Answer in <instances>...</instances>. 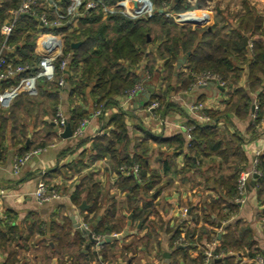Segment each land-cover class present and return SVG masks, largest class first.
Here are the masks:
<instances>
[{
    "label": "crops",
    "instance_id": "1",
    "mask_svg": "<svg viewBox=\"0 0 264 264\" xmlns=\"http://www.w3.org/2000/svg\"><path fill=\"white\" fill-rule=\"evenodd\" d=\"M10 2L11 0H0V10L4 6L8 7L6 4ZM61 2L63 6V0H48V6L53 7L57 13L56 4ZM185 2L193 8L197 4V0H185ZM244 2L253 9L257 17L262 19L264 27V0H204L202 7L193 11L201 12L206 17V24L202 28H208L216 23L222 28V36L230 38L239 20L246 13ZM170 12L179 14L172 10ZM62 25L58 26L62 27ZM72 25L74 28L77 27V23ZM1 27L0 36L3 42ZM43 29L47 28L39 22L33 42V53L38 57L41 56V51L37 48V42L45 34ZM52 35L59 38L63 51L64 33L57 32ZM244 39L245 45L250 49L252 37ZM23 42L24 40L20 38L11 46H22ZM73 44L76 43L71 44L73 50L80 46L79 43L78 47L73 48ZM11 46L8 52H12ZM72 54V52L67 53L68 60ZM159 65L160 62L156 67L159 68ZM178 84L176 82L173 86L177 87ZM246 84L247 78L242 76L237 87L249 91ZM2 85L0 84V90L5 89ZM159 86L157 77L145 81L142 90L128 103L124 95L115 96L114 105L101 110L98 117L91 116L95 105L90 96L91 89L87 87L84 90V99L72 102V105L76 104L86 112L89 120L81 137L72 136L62 139L59 136L61 132L57 119L41 111L38 112L35 108L32 112L26 109V112L19 114L18 118L24 125L26 133L24 136L26 146L34 149L33 146L39 140L47 142L48 146L35 155L37 160H29L15 175L12 171V161L16 151L21 147H13L9 141L6 142L7 149L0 160V234L9 232L14 240L2 243L0 239V264H248L250 249H260L264 253V203L257 201L254 187H250L249 183L246 202L241 205L236 204V212L228 220L220 219L218 212L213 214L210 203L219 200L221 196L220 188L215 186V181H219L220 178L226 180L230 175V168L215 155L200 156L195 161L194 167L188 168L184 158L185 148L176 154L172 144V141L181 136L185 141V147L188 145L189 139L184 130L187 121L205 122L202 117L206 118V116L198 112L199 110L225 109L224 102L227 100L225 90L209 85L188 89L182 94L172 96L171 101L175 109L156 117L152 112L147 111L145 106H140V103L144 100V94H153ZM69 90L68 85L64 83L62 90L56 96L57 109L65 120L68 119L72 107ZM258 93L259 90L250 92L252 105L256 102ZM36 95L37 89L35 95L19 94L8 109L20 98H32ZM40 104L49 105L51 102L48 99ZM194 105H200L201 108L192 112L190 107ZM0 111L5 112L7 109L0 107ZM120 112L124 113L128 138L124 141V145H127L129 157L140 155V143L143 142L147 177L155 175L157 180L147 195L139 193L136 196V208L139 210L146 204L151 205L146 211V222L141 219L133 221L132 216L135 211L130 206L132 195L129 196L127 188H120V176L111 169L112 162L109 161L108 156L94 159L93 141L109 136V132L113 130L110 120ZM31 119L38 121L33 124L34 128L30 126ZM228 119L229 123L221 121L217 124L218 130L220 133L237 135L240 138V152L246 162L243 171H246L255 158L264 157V119L258 128L252 126L248 115H237L233 111L229 113ZM47 123L50 124L49 130L45 126ZM5 127L3 134L6 140H9L14 133L11 121H7ZM55 129H58V132L55 133ZM81 141L84 142L79 145ZM68 149L71 151L66 153ZM79 161L82 167L73 175L68 173L69 166ZM239 174L236 173L234 177L238 179ZM39 180L45 181L50 189L58 192L59 197L39 205L34 198L36 183ZM92 186L95 188L94 193H91ZM78 192L81 193L77 199L72 198ZM94 206L98 207L97 212ZM106 211L113 213L115 219H121L120 232L111 236L120 235L128 222H130L129 234L101 246H98L97 242L93 243L92 246H88L85 254L83 251L86 244H84L81 251L83 258H81L77 251L79 242L84 237L73 228L71 217H77L78 222L85 224L92 232V228L98 225ZM222 213H226L224 209ZM129 216L130 220H128ZM204 216L210 217V223ZM236 224L252 233L254 243H246L238 250L230 249L225 254L219 253L218 255H221L219 259L205 262V253L208 250L212 252L216 249L220 250L222 244L220 240L225 235L226 229ZM190 230H194L195 233L189 237L185 246L174 245V237L177 233H181L180 235L184 237ZM150 231L153 233L147 238ZM59 234L64 236L60 238ZM100 239L102 241L104 238L100 237ZM63 246L67 250V255H62L60 249Z\"/></svg>",
    "mask_w": 264,
    "mask_h": 264
},
{
    "label": "trees",
    "instance_id": "2",
    "mask_svg": "<svg viewBox=\"0 0 264 264\" xmlns=\"http://www.w3.org/2000/svg\"><path fill=\"white\" fill-rule=\"evenodd\" d=\"M22 0H11L8 7L4 6L0 10V27L8 23L13 15L11 12L18 9ZM106 6H113L120 0H99ZM204 0H197L196 6L190 7L185 0H151L156 9L163 5L175 13H183L193 9L201 8ZM56 4V11L63 15L70 3V0H63ZM245 15L239 20L232 36L226 38L222 36V28L215 23L208 28H192L190 26H178L171 19L165 18L164 15L156 13L152 19L132 21L116 13L104 17L102 10H83V15L77 20V27H73L70 18H65L61 24L57 25L56 12L53 7L48 6V0H41L33 6L29 13L19 15L16 19L14 28L7 40L8 46H13L16 40H24L22 46L12 47V52H7L8 61L14 66H27L28 71L22 73V76H31L36 72V66L40 57L33 53V42L36 38V27L44 19L46 28L43 33L57 34L62 32L65 35V45L62 51V57L55 61V77L51 81L39 79L36 81L37 95L32 98H20L7 111H0V160L6 151V142L9 141L13 147L20 146L16 151L15 157H22L27 153L37 150H43L48 146L47 142L39 140L33 146L34 149L26 146V137L24 125L19 120V114L22 112L37 111L48 114L56 118L57 94L63 87L58 86V79L61 73L58 71L60 61L66 59L68 66L64 71V83L68 85L70 105L77 99H84V90L89 87L90 96L93 98V110H104L114 105L113 98L117 95H125L134 88L135 85L142 81V77L159 78L160 86L150 94L145 109L153 103H159L153 110V114L163 116L176 107L171 101L172 96L182 94V92L194 88L198 74L208 73L216 76L223 83L222 89L227 94V100L224 102L225 109L222 111L216 109L199 110L204 113L207 120L199 123L194 120H188L187 128H190V139L185 147L184 139L179 136L172 141L176 154L185 148V161L188 168H193L195 161L200 156L210 157L218 156L224 164L230 168V175L227 179L220 178L215 181V186L220 188L221 196L217 201H211L210 209L218 212L220 219L228 220L236 212V204L233 203L237 193L236 173H241L245 166V159L240 152L241 140L237 135L220 133L217 124L221 121L228 122V115L233 111L237 115H248L251 119L252 101L250 92L259 90L256 98L258 112L252 126L261 125L264 114V27L262 19L254 14L247 4H245ZM48 29L50 31H48ZM252 37L251 46L245 45V39ZM2 38L0 36V45ZM72 43H80L76 49L71 48ZM155 48V49H153ZM73 54L68 58L67 53ZM183 60V63L180 61ZM160 62V67L156 64ZM140 65V71H139ZM180 65L179 67H177ZM246 69V70H245ZM72 74L71 76H68ZM245 76L247 78V89H239L237 83L239 79ZM21 75L13 78L8 82L1 84L2 88H8L11 84H16ZM175 81V82H174ZM178 82V86H173ZM175 87V88H173ZM50 100L51 104L41 105L40 102ZM74 104V103H73ZM39 115V114H38ZM87 119L86 112L78 105H72L69 111V117L66 122L74 131L79 124ZM7 121L12 122L14 130L13 136L6 140L3 131ZM38 122V121H36ZM113 126L112 132L108 137L95 139L92 143V150L95 152L94 159L106 158L112 162L111 169L120 176L119 186L121 189L127 188L130 195V206L134 208L133 221L142 220L146 222L147 212L150 204L144 205L140 210L137 207L136 196L139 193L147 195L149 190L157 183L155 175L147 177V167L145 164L144 143H140V155L135 154L129 157L127 153V130L124 124V113H119L110 120ZM46 129H50V124H45ZM59 128V127H58ZM18 129V130H17ZM152 136V135H151ZM41 137V136H40ZM38 139H40L38 137ZM37 139V140H38ZM155 139V138H154ZM84 141L78 143L82 145ZM31 145V144H30ZM124 145V146H123ZM71 150H67L66 153ZM92 151V152H93ZM64 153V152H63ZM61 155H63L61 153ZM139 167V177L133 178L132 175L125 176L119 173L122 166ZM82 167L81 161L75 165L69 166L68 173L72 175L78 168ZM167 164L165 163V170ZM257 170L261 174L254 183V190L257 201L264 203V157L258 158ZM66 176V173L63 172ZM45 182V181H44ZM90 188V185H89ZM97 190V189H96ZM95 188L92 186L91 193ZM78 192L72 198L77 199ZM90 193V195H91ZM95 195V194H93ZM222 204V205H221ZM96 205V204H95ZM222 206V207H221ZM95 211L98 207L94 206ZM226 213H222V210ZM223 215H222V214ZM96 216V214H95ZM205 220L211 221L209 216H204ZM121 219L114 218L113 213L106 211L101 217L100 222L92 233L97 237L105 238L112 234L120 232ZM90 222L87 224L89 225ZM152 229H155L152 227ZM153 231L148 232V237ZM189 234L182 237L179 233L174 237V241L182 238L186 243L189 237L194 235L195 231L190 230ZM11 234V233H10ZM8 233L0 234L2 243L13 241V237ZM247 229L242 228L239 224L226 229L225 235L220 240V250L216 249L213 253L225 254L228 250H238L247 243H254ZM64 234H59L63 237ZM79 242L78 255L83 258L81 253L85 242L84 238ZM0 241V243H1ZM90 243L89 246H92ZM248 246V245H247ZM62 255H67V250L63 246ZM256 255L264 256L260 249H250L248 259H253Z\"/></svg>",
    "mask_w": 264,
    "mask_h": 264
},
{
    "label": "built area",
    "instance_id": "3",
    "mask_svg": "<svg viewBox=\"0 0 264 264\" xmlns=\"http://www.w3.org/2000/svg\"><path fill=\"white\" fill-rule=\"evenodd\" d=\"M41 0H22L18 9L12 12L13 18L5 25L1 27V33L3 36V42L0 46V84L3 82H8L13 78L21 75L18 82L16 84H11L8 88L4 90H0V107L4 110L8 109L13 100L21 93H26L29 95L36 94V81L39 79H45L47 81H51L55 77L56 69H55V61L62 57V45L60 43L59 38L55 35L45 33L43 37L37 42V48L41 51L40 61L36 66V72L31 76H22V73L29 70L27 66H14L7 59V52L10 47L7 45V40L14 28L16 19L19 15H24L30 12L31 8L35 6ZM101 9L103 16H109L112 14H120L123 17L128 18L132 21L139 20H148L152 19L156 13L164 15L165 18L171 19L178 26H190L193 28H202L206 24V17L203 13L198 11H187L181 14H173L169 11L168 7L163 5L159 10L155 9L151 3V0H120L113 6H106L102 4L99 0H70L69 5L65 10V14L61 15L58 12L56 13L57 17V25L61 24V22L65 18H70L73 24L77 23V20L82 17L83 10H94ZM193 22L192 24H187V22ZM42 25L46 26V22L44 19H41L40 22ZM68 66V61L66 59H62L59 64L58 71L61 73L58 79V86L63 87L64 85V71ZM214 81L216 86L222 87V83L219 84L218 78L212 76L208 73H203L196 81L197 87H205L209 84V82ZM142 90V85L137 84L133 89L128 91L124 98L127 103L130 99L134 98L135 95ZM158 107L157 102L151 103L147 107V111H153ZM201 108L200 105H194L190 107V110L193 112L199 110ZM258 112V105L256 102L252 105L251 111V122L256 119V115ZM101 114L100 110L94 111L91 115L92 117H98ZM57 125L59 127L60 132L64 129L66 120L63 115L58 111L56 114ZM202 120L206 121L207 118L202 117ZM89 120L84 119L79 126L72 131V136L81 137L84 131V128L88 124ZM186 136L190 139V128L184 127ZM42 150H37L32 153H27L22 157H14L12 161V171L15 175H17L21 168L26 165V163L31 159L32 156L39 154ZM258 158H255L250 168L246 171H242L237 179V193L236 197L233 200V203L241 205L246 202L248 195V184L252 181V176L254 174L257 177H260V173L257 170ZM119 173L125 176L132 175L133 177H139V167L137 165H133L131 167L122 166L119 168ZM59 197L58 192L53 191L50 187L42 180H39L36 183L34 198L35 201L41 205L51 200L57 199ZM184 212H186L184 210ZM82 229L87 232L91 238H93L96 242H99L100 237L95 236L90 229L85 225L81 224ZM174 245H183L185 246V242L181 239H178L174 242ZM221 255L214 254L211 250H208L205 253V262L209 260L219 259ZM248 264H264V256L256 255L253 259H249Z\"/></svg>",
    "mask_w": 264,
    "mask_h": 264
},
{
    "label": "water",
    "instance_id": "4",
    "mask_svg": "<svg viewBox=\"0 0 264 264\" xmlns=\"http://www.w3.org/2000/svg\"><path fill=\"white\" fill-rule=\"evenodd\" d=\"M192 23L193 22H190V21L187 22V24H192ZM78 46H79V43H76V44H73L72 45L73 48H76ZM183 62H184L183 60L180 61V63H183ZM178 66H180V65H178ZM208 85L210 87H213V86H216V83L214 81H211V82H209ZM149 99H150V93L144 94V100H143L142 103H140V106H143V107L146 106V104L149 101ZM251 111H252V109H251ZM56 132H58V129H55V133ZM59 136L62 139H68V138H71L72 137V130L70 128V125L67 122L65 123V126H64V129L62 130V132L59 133ZM30 160L35 161V160H37V157L36 156H33V157H31ZM256 179H257V175L254 174L252 176V181L250 182V185H249L250 187H254V183H255V180ZM130 219H131V217L129 216L128 217V220H130ZM71 222H72L73 228L77 232H79L80 234H82L83 237L87 240L86 245H85V248H84V251H83V253L85 254L86 250L88 249L89 244L90 243H96V241L93 238H91L90 235L82 229L81 223L78 222L77 217H71ZM93 226H95V223L93 224ZM129 226H130V222H128L127 227L125 228V230L120 235L107 236L102 241L97 242L98 246H101L104 243H108V242H110L111 240H114V239H121L122 237L128 235L129 234V231H128V227Z\"/></svg>",
    "mask_w": 264,
    "mask_h": 264
},
{
    "label": "rangeland",
    "instance_id": "5",
    "mask_svg": "<svg viewBox=\"0 0 264 264\" xmlns=\"http://www.w3.org/2000/svg\"><path fill=\"white\" fill-rule=\"evenodd\" d=\"M191 11H193V10H190L189 12H191ZM184 13V12H183ZM201 75L200 74H198L197 75V79L196 80H198V78L200 77ZM216 77V76H215ZM218 78V77H217ZM148 79H149V76L148 75H146L145 77H142V81H140V83H138V84H140V85H143L144 84V82L145 81H148ZM218 81H219V84H221V82H220V79L218 78ZM223 84V83H222ZM195 87H197V86H195ZM222 87H223V85H222ZM33 108H36V107H33ZM158 108H159V103H158ZM37 111V110H36ZM150 112H153V111H150ZM154 115V114H153ZM159 115L157 114V116L156 117H158ZM12 123V122H11ZM29 123H31V125L30 126H32V128H34L33 127V124H35L36 123V120H33V119H31V120H29ZM257 128H258V126H257ZM178 239H181V240H183L182 238H178ZM177 239V240H178ZM252 239V238H251ZM176 240V241H177ZM176 241H174V242H176ZM184 241V240H183ZM185 243H186V241H184Z\"/></svg>",
    "mask_w": 264,
    "mask_h": 264
}]
</instances>
